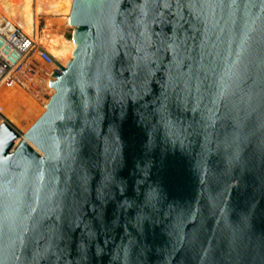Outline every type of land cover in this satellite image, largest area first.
<instances>
[{
    "label": "water",
    "instance_id": "obj_1",
    "mask_svg": "<svg viewBox=\"0 0 264 264\" xmlns=\"http://www.w3.org/2000/svg\"><path fill=\"white\" fill-rule=\"evenodd\" d=\"M77 48L0 125V264H264V0H74Z\"/></svg>",
    "mask_w": 264,
    "mask_h": 264
},
{
    "label": "bare ground",
    "instance_id": "obj_2",
    "mask_svg": "<svg viewBox=\"0 0 264 264\" xmlns=\"http://www.w3.org/2000/svg\"><path fill=\"white\" fill-rule=\"evenodd\" d=\"M73 3L74 0H0V26L7 21L21 28L37 45L46 48L55 61L50 66L36 57L23 70L12 71L0 83L3 118L16 127L21 126L24 132L55 92L50 84L53 72L59 64L67 66L74 58L77 42L70 19ZM41 19H45L42 29ZM69 29H72L71 38L66 36Z\"/></svg>",
    "mask_w": 264,
    "mask_h": 264
},
{
    "label": "built area",
    "instance_id": "obj_3",
    "mask_svg": "<svg viewBox=\"0 0 264 264\" xmlns=\"http://www.w3.org/2000/svg\"><path fill=\"white\" fill-rule=\"evenodd\" d=\"M36 57L50 66L55 65L54 56L46 48L37 45L21 28L7 21L0 26V83L12 71L23 70L25 64L33 62ZM2 111L0 103V125L5 121Z\"/></svg>",
    "mask_w": 264,
    "mask_h": 264
},
{
    "label": "rangeland",
    "instance_id": "obj_4",
    "mask_svg": "<svg viewBox=\"0 0 264 264\" xmlns=\"http://www.w3.org/2000/svg\"><path fill=\"white\" fill-rule=\"evenodd\" d=\"M43 20V21H42ZM44 25H45V19H41V22H40V28L42 29L43 27H44ZM66 36L67 37H69V38H71L72 37V29H69V31L66 33ZM50 87V86H49ZM49 89H51V88H49ZM53 89V88H52ZM41 110V112L39 111V114H37L38 116L35 118V119H33V121L30 123V124H28L27 125V129L26 130H28V128L41 116V114L46 110V108H42V109H40ZM19 129H21V130H23V131H25L24 129H22L21 128V126H17Z\"/></svg>",
    "mask_w": 264,
    "mask_h": 264
}]
</instances>
